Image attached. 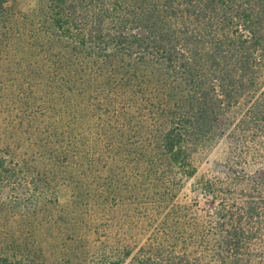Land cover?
Returning a JSON list of instances; mask_svg holds the SVG:
<instances>
[{"label":"trees","instance_id":"trees-1","mask_svg":"<svg viewBox=\"0 0 264 264\" xmlns=\"http://www.w3.org/2000/svg\"><path fill=\"white\" fill-rule=\"evenodd\" d=\"M11 96L48 115L78 197L145 211L97 264H264V0H0ZM221 140L200 216L176 198ZM32 186L0 154V264L34 255L13 226Z\"/></svg>","mask_w":264,"mask_h":264},{"label":"rangeland","instance_id":"rangeland-1","mask_svg":"<svg viewBox=\"0 0 264 264\" xmlns=\"http://www.w3.org/2000/svg\"><path fill=\"white\" fill-rule=\"evenodd\" d=\"M9 99L12 101L13 96L0 101V154L19 161L25 168L27 181L36 183L13 223L20 247L34 254L27 264H83V261L97 264L103 256L109 257L107 262H111V247L115 245L119 229L126 230L128 223L134 220L138 237L146 234L145 211L130 216L124 208H119L115 213L78 197L75 178L68 183L62 163L57 164L64 156L54 157V143L48 138V115H37L40 110L34 102L24 100L9 104ZM57 147L62 151L61 144ZM225 150L226 141L221 140L199 158L197 176L184 183L177 203L193 205L195 211L204 216L207 199L194 191L198 188L197 180L201 176L218 177L213 168L224 160ZM156 216L154 223L159 222ZM123 221H127L126 225L119 227Z\"/></svg>","mask_w":264,"mask_h":264}]
</instances>
